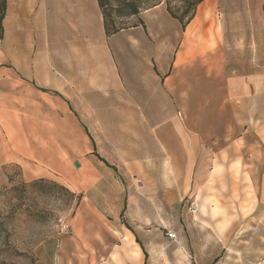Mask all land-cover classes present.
I'll use <instances>...</instances> for the list:
<instances>
[{"label":"crops","instance_id":"crops-1","mask_svg":"<svg viewBox=\"0 0 264 264\" xmlns=\"http://www.w3.org/2000/svg\"><path fill=\"white\" fill-rule=\"evenodd\" d=\"M212 10V1L207 0L193 23L182 29L161 3L139 13L134 25L107 36L96 0H6L0 40V122L14 109L18 132L10 141L12 151L7 156L0 153V161L14 155L24 164L35 161L32 173L24 168L27 181L52 179L59 172V181L74 191L87 193L98 186L110 191L104 176L107 168L113 172L116 168L98 144L84 141L78 147L80 165L72 172L67 156L73 122L104 124L101 134L108 137L116 127L105 124L149 123L147 133L144 126L140 133L143 147L147 142L148 148L166 156L167 164H175L172 171L186 172L188 189L191 185L201 192L215 188L221 193L209 197V202L219 204L223 249L232 245L233 236L239 243L234 263L260 264L247 262L245 251L251 242L261 247L264 243V164L206 162V156L246 155L249 149L246 136L231 137L233 123L224 116L226 110L232 113L233 100L239 103L233 90L245 88L240 83L234 88L226 73L223 55L215 46L219 32L213 30ZM204 58L215 64L207 66ZM87 107L94 108L88 110L92 114ZM144 107L154 108L153 113L143 115ZM238 123L235 120L236 132ZM137 155L132 150L115 163L128 171L147 170L143 161L135 160L141 157ZM101 164L107 168L102 170ZM203 171L209 172L205 181L199 176ZM184 183L183 179L179 186L180 203ZM85 199L89 204L79 211L76 225L81 237L57 248L54 264H149L152 239L146 201L137 200L143 201L137 211L136 198L129 196L126 217L125 196L102 195L107 201L101 205ZM112 218L118 222L109 225L107 219ZM193 227L187 217L174 229L175 241ZM167 240L155 243L165 246Z\"/></svg>","mask_w":264,"mask_h":264},{"label":"rangeland","instance_id":"rangeland-1","mask_svg":"<svg viewBox=\"0 0 264 264\" xmlns=\"http://www.w3.org/2000/svg\"><path fill=\"white\" fill-rule=\"evenodd\" d=\"M120 1L108 0L105 9L111 14L116 26L123 29L137 23L138 16L117 18V13L114 11L120 5ZM206 1L203 0L197 6L193 19L185 26V29L193 23L200 6ZM211 1L213 10L210 18L214 24L213 30L219 32V38L216 39L218 43L215 46L218 47L219 55H223L226 73L231 76L233 85L240 83L242 88H245L239 92L233 90V96L239 100V103L233 100L232 113L231 110L230 112L226 110L224 116L230 117L233 123L231 137L234 139L239 135L246 136L249 149L246 155L206 156V162L264 164V1ZM161 3L165 5L164 2L158 3L157 0H151L141 8L140 13ZM170 4L174 12L180 14L179 0H171ZM168 19L178 26L176 21L169 17ZM205 54L207 51L201 52V58L208 55ZM204 60L207 66L215 64L211 58H204ZM236 104L240 105H238L239 109ZM84 109L90 111L94 108ZM141 109L146 116L151 115L153 112L150 111L154 110L150 107ZM168 109L170 112L173 110ZM89 111L88 114H92ZM12 113L11 116L8 114L4 122H0V153H3V156L9 155L12 151L10 141L18 132L14 109ZM235 120L239 122L237 132L234 129ZM103 125L73 122L72 150L67 159L72 172H75L79 169L81 159L78 147H81L84 141L94 146L98 144L100 152L107 153L106 155L111 158L109 163L116 168L113 172L101 164L102 170L107 168V175L104 178H107L109 182L110 191L103 189L102 186L93 187L87 193L74 191L59 181L57 178L60 175L59 172L52 179L27 181L23 173L24 168L32 173L35 169L33 164L36 163L35 161L24 160L26 163L24 164L19 159L20 156L16 155L13 159L8 156L0 161V264H54L53 259L57 248L64 242L77 243L81 237L79 226L76 228V225L80 216L79 211H83L89 204L85 197H88L95 205H101L103 200L107 201V199H101L102 195L105 198L112 195L125 196L124 215L126 217L129 196L136 198L134 200H136L137 211L139 206L145 204L151 218L148 224L152 239V245L148 247L149 264H236L234 260H238L239 252L235 254V249L239 248V243L233 236L232 245L230 246L229 243L228 250L223 249L225 241L223 219L217 217L219 204L209 202V197L221 193L215 191V188L211 190L205 188V191L201 192L191 185L188 189L186 172L172 171L171 168L175 164L172 166L169 162L167 164L166 156L157 154L155 148H148L147 142H143V147L139 137L143 126L146 128L150 125L149 123L105 124L108 128L116 127L113 138L106 136V133L101 134ZM144 130L147 133L148 128ZM112 141L116 142L115 146H112ZM132 150L137 152L138 157L141 155L135 160L143 161L141 163L148 168L147 170L128 171L117 167L118 162H121L119 159L129 157L127 154ZM171 157L169 156V159ZM211 158L212 160H209ZM76 163L78 166H75ZM100 173L102 174L101 171ZM208 174V171L201 172L200 179L205 181ZM220 174L223 175L224 171H220ZM193 175L194 180L197 177L196 172ZM183 179L186 188H184L183 203H180L178 199L183 192L179 186ZM138 199L146 203L138 202ZM192 203L197 206L195 214L189 211ZM108 205L113 207L115 203L109 202ZM187 217L195 224L192 232H184L175 242L168 239L165 246L155 243L158 239L160 241L167 239L166 232L175 233L174 229L186 222ZM107 221L110 225L117 220L114 221L112 218ZM125 221L123 219L120 222L123 224ZM213 223L216 225L213 226ZM62 225L66 226V229H63ZM250 246L251 249L245 251L246 257H249L246 261L249 263L260 261V264H264V243L261 247L251 242ZM76 257L80 258V254L78 253Z\"/></svg>","mask_w":264,"mask_h":264},{"label":"trees","instance_id":"trees-1","mask_svg":"<svg viewBox=\"0 0 264 264\" xmlns=\"http://www.w3.org/2000/svg\"><path fill=\"white\" fill-rule=\"evenodd\" d=\"M96 1L103 16L105 34L107 36H110L119 32L121 29L116 26V24L113 22L111 14L107 13L105 9V5L108 2V0H96ZM149 1L151 0H121L119 3L120 5L117 8H115L114 13H117L116 14L117 18L138 16L141 8L145 6ZM157 1L158 3L160 2L165 3L167 13L172 19L176 20L181 25L182 29H184L185 26L189 24V22L193 19L197 6L203 2V0H179L181 7L179 9L180 14H177L176 12H174V9L171 7L170 4L171 0H157ZM5 12H6V0H0V40L2 39L3 36L2 23L5 17ZM94 155H96V157H98L100 161L106 164V162L103 159H101L97 154Z\"/></svg>","mask_w":264,"mask_h":264},{"label":"built area","instance_id":"built-area-1","mask_svg":"<svg viewBox=\"0 0 264 264\" xmlns=\"http://www.w3.org/2000/svg\"><path fill=\"white\" fill-rule=\"evenodd\" d=\"M189 211L192 213V214H195L197 212V206L195 204H191L190 205V208H189ZM63 226V229H66V226L62 225ZM166 237L167 239L171 240V241H175L176 240V234L173 233V232H166Z\"/></svg>","mask_w":264,"mask_h":264},{"label":"water","instance_id":"water-1","mask_svg":"<svg viewBox=\"0 0 264 264\" xmlns=\"http://www.w3.org/2000/svg\"><path fill=\"white\" fill-rule=\"evenodd\" d=\"M75 166H78V164L76 163Z\"/></svg>","mask_w":264,"mask_h":264}]
</instances>
